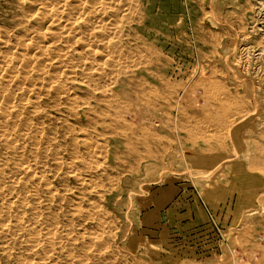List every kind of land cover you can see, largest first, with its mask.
Returning <instances> with one entry per match:
<instances>
[{
    "label": "rangeland",
    "instance_id": "rangeland-1",
    "mask_svg": "<svg viewBox=\"0 0 264 264\" xmlns=\"http://www.w3.org/2000/svg\"><path fill=\"white\" fill-rule=\"evenodd\" d=\"M136 2L137 21L129 30L134 36L131 48L136 49L132 56L146 63V73L139 76L158 97L150 94L147 85L126 91L117 86L109 101L116 102L115 106L128 104L130 108L129 112L121 111L123 121L114 122L116 125L129 120L135 131L154 130L162 139L141 141L136 138L141 135L140 129L128 134L134 136L133 150L124 137L104 133L108 130H103V122H111L107 114H91L92 124L86 123L85 117L74 118L72 112L78 109L69 110L64 94H57L59 98L55 99L37 94L36 88L46 84L45 80H39L41 72L29 71L24 76L28 81L23 90L31 88L29 99H25L40 104L37 113L21 105L10 109L0 102V115L4 109L15 112L12 119L17 117L7 131L15 140L13 146L8 144L7 148L0 141V221L20 218L29 224L41 213L40 218L57 227L54 240L58 239L55 242L59 241L64 250L48 259L44 254L32 256L19 245L4 253L5 258L0 254V264H264V0ZM35 4L36 0H0V56L25 60L43 50L35 38L45 32L35 34L36 30H32ZM5 40L9 41L4 44ZM22 45L32 47V52L28 50L31 54L27 55ZM40 60L47 65L45 57ZM56 72L53 77H58V83H65L64 89L70 87V77L59 72L57 76ZM33 73H38V78ZM60 76L65 78L61 80ZM28 83L36 87L29 88ZM209 86L218 90L216 99L202 96ZM8 91L14 98L19 94L12 87ZM243 102L245 109L236 114L234 108ZM103 109L102 105L95 110ZM0 120L1 125L5 124V119ZM70 126L74 132H69ZM230 128V140L225 139L223 149L186 138L188 132L204 134L205 130L216 134L220 130L222 134ZM142 143L153 149L161 143L164 148L155 160H135L137 152L145 150ZM19 166H24L25 172ZM75 208H81L79 215H65ZM70 220L73 225L68 226Z\"/></svg>",
    "mask_w": 264,
    "mask_h": 264
},
{
    "label": "bare ground",
    "instance_id": "bare-ground-1",
    "mask_svg": "<svg viewBox=\"0 0 264 264\" xmlns=\"http://www.w3.org/2000/svg\"><path fill=\"white\" fill-rule=\"evenodd\" d=\"M37 5L33 7L34 14H33V20L35 21V28L32 30H36V33H41L44 31L43 35H39L35 38L38 40L36 41V44L39 45V47H43L40 51V53L36 51L37 54L33 55L31 58L30 52L33 50L32 47H25L24 45L22 50L28 52L27 53V59L23 60H18V59H13V58H8L5 55L0 56V73H2V79L4 80L1 82L0 80V102L1 104L7 106L8 108H16L17 106L21 105V107L28 108L33 110V112L37 111L39 108V103H34L33 101H27L25 98L30 92V87H36L34 84L33 86H29L30 79L28 83L29 86V91L27 92V89L23 90V87H27V81L24 76H28L29 71H38L39 73L41 72L44 74L43 76H39V80H45L46 84L41 83V86L39 84V88H36L35 91L37 94L44 96L45 98H54L57 96V94H64L65 95V100H67L68 108L69 110H73L76 108L78 109L75 110L72 113H75L73 116L75 119L79 118L82 116L83 118L85 117L86 123L91 122L89 116L91 114L101 116L102 113L106 115V117H110L111 122H103L104 126L102 127L104 130V127L107 128V132H99L102 134L103 132L106 134H110L112 136H119L125 138V142L129 145L130 148L136 147L135 141L129 137L128 134H135V129L134 124L132 122L125 121L121 126L116 125L114 122L118 121H123V117L120 115L122 110H126L127 112L130 111L129 105L128 104H123L122 106H115L112 104V102L109 101L111 98L113 100V88L115 87H121L122 90L125 89H133L137 88L138 86L144 85L146 86L147 89H150L151 93L155 98L158 97L157 93L155 94L154 91L150 88V86L145 82V79L141 76L142 72H145V67L146 63L138 59V61L133 59L132 52L133 50L136 51V49H132L130 44L131 38L133 39V35L130 33L129 30L132 29V26L136 23L137 18H136V7L138 6V3L136 2L137 0H36ZM33 2V1H32ZM3 3V2H2ZM23 3V2H22ZM248 3V2H247ZM10 4V3H9ZM250 4V3H249ZM212 5V4H211ZM27 7V5H26ZM35 8V9H34ZM15 9V8H14ZM212 9V8H211ZM147 12V11H146ZM207 12V11H206ZM212 13V12H210ZM16 14V13H15ZM215 14V13H214ZM29 15V14H28ZM150 15V14H149ZM32 16V15H31ZM16 17V16H14ZM220 17V16H219ZM11 18V17H10ZM13 18V17H12ZM8 19V18H7ZM148 20V19H147ZM17 21V20H16ZM222 21V20H221ZM12 22V21H10ZM177 22V21H176ZM18 25V24H17ZM23 25V24H22ZM27 25V24H26ZM33 25V24H32ZM136 26V25H135ZM228 26V25H227ZM33 27V26H31ZM4 28V27H3ZM138 28V27H137ZM30 31V30H29ZM39 31V32H38ZM25 32V31H24ZM7 33V32H6ZM138 33V32H137ZM143 33V32H142ZM147 33V32H146ZM9 34V32H8ZM22 34V33H21ZM25 34V33H24ZM42 34V33H41ZM139 34V33H138ZM29 34L27 33L26 37ZM25 36V35H24ZM23 36V37H24ZM236 36V35H235ZM2 37V36H1ZM5 37V36H4ZM31 37V36H30ZM29 37V39H31ZM7 38V37H6ZM5 38V39H6ZM8 39V38H7ZM20 39V38H19ZM18 39V40H19ZM22 39V38H21ZM20 39V40H21ZM25 39V38H24ZM28 39V38H27ZM26 39V40H27ZM25 40V41H26ZM9 40H5L3 43L6 44ZM14 41V40H13ZM28 41V40H27ZM17 42V41H16ZM10 43V42H9ZM27 43V42H26ZM29 43V42H28ZM231 43V42H230ZM232 44V43H231ZM37 45V47H38ZM11 46V44H10ZM26 46V45H25ZM17 47V46H16ZM138 47V46H137ZM134 48V46H133ZM4 49V48H3ZM34 49V48H33ZM40 49V48H38ZM247 49V48H246ZM11 50V49H10ZM16 51V50H15ZM138 51V50H137ZM8 52V51H7ZM256 52V51H255ZM20 53V52H19ZM126 53V54H124ZM130 54V56L128 55ZM135 53V52H134ZM141 53V52H140ZM152 53V52H151ZM233 53V52H232ZM148 54V52H147ZM8 55V54H7ZM144 55V54H143ZM160 55V54H159ZM9 56V55H8ZM139 56V55H137ZM155 56V55H154ZM45 57V62L47 61V65H43V61L40 60L41 58ZM145 57V56H144ZM136 58V57H135ZM147 58V57H146ZM145 59V58H143ZM150 59V57H149ZM143 62H141V61ZM153 60V58H152ZM42 61V62H41ZM158 63V62H157ZM49 72L48 71V68ZM47 69V70H46ZM58 69V70H56ZM155 69V68H154ZM45 70V72H43ZM53 71H58L59 74L62 76L66 75L70 77V81L67 80V82H70V87L68 88H63L61 83H58V77L57 79L55 78L56 76L53 77ZM56 72V74L58 73ZM139 73L140 76H139ZM146 73V72H145ZM144 73V74H145ZM195 73V72H194ZM35 74V73H33ZM55 74V75H56ZM221 74V73H220ZM37 75L36 77L38 78V73L35 74ZM199 75V74H198ZM216 75V74H215ZM224 75V74H222ZM33 76V75H32ZM57 76H59L57 74ZM238 76V75H237ZM1 77V75H0ZM36 77L34 80H36ZM43 77V78H42ZM61 77V76H60ZM193 77V76H192ZM226 77V76H225ZM33 78V77H32ZM31 78V79H32ZM62 78L65 77H61ZM145 78V77H144ZM237 78V77H236ZM244 78V77H243ZM1 79V78H0ZM54 79V80H53ZM67 79V78H66ZM127 79V80H126ZM148 79V78H147ZM204 79V78H203ZM38 80V81H39ZM60 80V78H59ZM122 80V81H121ZM33 81V80H31ZM121 81V82H120ZM149 81V80H148ZM237 81V80H236ZM249 81V80H248ZM36 82V81H35ZM65 82V79H64ZM120 82V83H119ZM214 82V81H213ZM218 82V81H217ZM225 82V81H224ZM243 82V81H242ZM4 83V84H3ZM203 83V82H202ZM241 83V82H240ZM37 84V83H36ZM218 84V83H217ZM32 85V84H31ZM68 86V85H66ZM202 86V85H201ZM15 88L17 91L19 90V94L14 98L12 95L13 93H10L9 88ZM196 87V86H195ZM210 89H206L203 91V95L206 98H214L216 99V94L214 88L209 86ZM208 87V88H209ZM214 87V86H213ZM221 87V86H220ZM216 88V87H215ZM219 88V87H218ZM217 88V89H218ZM35 89V88H34ZM220 89V88H219ZM253 89V88H252ZM73 94H70V91ZM154 90V89H153ZM12 91V90H11ZM126 91V90H125ZM190 91V90H189ZM218 91V90H216ZM173 92V91H172ZM193 92V91H192ZM15 93V92H14ZM28 93V94H27ZM30 94H33L30 93ZM125 94V93H124ZM237 94V93H236ZM34 95V94H33ZM63 95V96H64ZM182 95V94H181ZM219 95V94H218ZM217 95V96H218ZM238 95V94H237ZM245 95V94H244ZM38 96V95H36ZM19 97V98H18ZM30 97V96H29ZM58 97V96H57ZM110 97V98H109ZM115 97V96H114ZM230 97V96H229ZM18 98L17 102L16 99ZM28 98V97H27ZM31 98V97H30ZM38 98V97H37ZM59 98V97H58ZM117 98V96H116ZM253 98V97H252ZM29 99V98H28ZM36 99V98H35ZM42 99V98H41ZM55 99V98H54ZM163 99V98H162ZM213 99V101H214ZM248 99V98H247ZM59 100V99H58ZM159 100V99H158ZM166 100V99H165ZM234 100V98H233ZM25 103L23 104L22 102ZM57 101V100H56ZM162 101V100H161ZM209 101V100H208ZM254 101V100H253ZM38 102V101H37ZM121 102V101H120ZM137 102V100H136ZM165 102V101H163ZM218 103V102H216ZM144 104V103H143ZM203 104V103H202ZM103 105V110L102 112L100 110H95L98 106L99 108ZM77 106V107H76ZM45 107V106H44ZM60 107V106H59ZM96 107V108H95ZM137 107V106H136ZM230 107V106H229ZM246 107V104L240 103V105L236 108H234V112L236 114H240ZM2 108V107H1ZM20 109V107H19ZM22 109V108H21ZM80 109V110H79ZM3 113L0 115V118L5 119V124H0V141L3 142L5 145L10 146L13 142L14 139H11L9 134H7V131L9 130V125L11 124V121L16 122L15 119H12L14 117L15 112L11 111H6L4 112V109H2ZM9 110V109H8ZM18 110V109H17ZM30 110V111H31ZM39 110V109H38ZM227 110V109H226ZM255 110V109H254ZM29 111V110H28ZM110 111L113 113L111 114ZM56 112V111H55ZM189 112V111H188ZM225 112V110H224ZM227 112V111H226ZM253 112V111H252ZM28 113V112H27ZM37 113V112H36ZM71 113V111H70ZM39 114V113H38ZM37 114V115H38ZM59 114V113H58ZM206 114V113H205ZM248 114V113H247ZM22 115V114H20ZM71 115V114H70ZM228 115V113H227ZM258 115V114H257ZM25 116V115H24ZM29 116V115H28ZM36 116V115H35ZM48 116V115H47ZM63 116V115H62ZM247 116V115H246ZM191 117V116H190ZM210 117V116H209ZM226 118V115H224ZM234 117V116H233ZM23 118V117H22ZM30 118V117H29ZM44 118V117H43ZM67 118V117H66ZM71 118V117H70ZM82 118V119H83ZM94 118V117H93ZM102 118V117H101ZM224 118V119H225ZM64 119V118H62ZM208 119V118H207ZM211 119V118H210ZM227 119V118H226ZM93 122V119H91ZM103 120V119H102ZM193 120V119H192ZM213 120V119H212ZM216 120V119H215ZM243 120V119H242ZM1 121V120H0ZM30 121V120H29ZM34 121V120H32ZM66 121V120H65ZM99 121V120H98ZM208 121V120H207ZM210 121V120H209ZM224 121V120H223ZM227 121V120H226ZM59 122V121H58ZM91 122V124H92ZM239 122V121H238ZM102 123V122H101ZM100 123V124H101ZM205 123V121H204ZM215 123V122H214ZM15 124V123H14ZM13 124V125H14ZM25 124V123H24ZM27 124V123H26ZM97 124V123H96ZM95 124V125H96ZM12 125V124H11ZM83 125V123H82ZM85 125V124H84ZM235 125V124H234ZM38 126V125H37ZM81 126V124H80ZM87 124L85 125L86 128ZM90 126V125H89ZM88 126V127H89ZM102 126V125H100ZM99 126V127H100ZM150 126V125H149ZM164 126V125H163ZM205 126V125H204ZM224 126V125H223ZM27 127V125L25 126ZM48 127V126H47ZM65 127V126H64ZM63 127V128H64ZM95 127V126H94ZM195 127V126H194ZM207 127V126H206ZM225 127V126H224ZM11 128V127H10ZM16 127H14L15 129ZM23 128V127H22ZM38 128V127H37ZM43 128V127H42ZM69 128V126H68ZM73 128V127H72ZM70 126L69 132L72 129ZM81 128V127H80ZM93 128V127H91ZM209 128V127H208ZM219 128V127H218ZM41 129V128H40ZM76 129V128H75ZM101 129V127H100ZM203 129V128H202ZM213 129V128H212ZM231 129L227 133L222 132V134L216 132H188L187 133V139L191 141H199L204 143L206 146L209 147H217V148H225L226 142L225 139L230 140V132ZM42 130V129H41ZM73 130V129H72ZM86 130V129H85ZM210 130V129H209ZM216 130V128H215ZM14 131V130H13ZM22 131V130H21ZM26 131V129H25ZM31 131V130H30ZM37 131V130H36ZM61 131V130H60ZM68 132V130H66ZM91 131V130H90ZM94 131V130H92ZM184 131V130H183ZM202 131V130H201ZM20 132V130H19ZM18 132V133H19ZM66 132V133H67ZM72 132V131H71ZM74 132V130H73ZM96 132V131H94ZM186 132V131H185ZM40 133V132H39ZM46 133V132H45ZM83 133V132H82ZM87 133V132H86ZM97 133V132H96ZM226 135H224V134ZM37 134V133H35ZM65 134V133H64ZM74 134H78L75 132ZM98 134V133H97ZM125 134L128 135V137H125ZM139 134V133H138ZM55 135V134H54ZM89 135V134H87ZM105 135V134H104ZM109 135V136H110ZM140 135V134H139ZM171 135V134H170ZM170 135L166 136L169 137ZM24 137V136H23ZM53 137V136H51ZM72 137V135H71ZM176 137V136H175ZM22 138V137H21ZM42 138V137H41ZM49 138V137H48ZM89 138V137H88ZM95 138V137H94ZM101 138V136H100ZM137 139H140L141 141H146L147 138H150L154 142L159 139V141L162 139L160 136L156 135V132L153 130V132L146 130V129H141V135L136 136ZM164 138V137H163ZM51 139V138H50ZM55 139V138H53ZM90 139V138H89ZM24 140V139H23ZM77 140V139H75ZM165 140V139H164ZM163 140V141H164ZM184 140V139H183ZM15 141V140H14ZM18 141V140H17ZM42 141V140H41ZM45 141V140H44ZM72 141V138H71ZM81 141V140H80ZM84 141V140H83ZM182 141V140H181ZM36 142V141H35ZM69 142V141H68ZM178 142V141H177ZM188 142V141H187ZM58 143V142H57ZM71 143V142H70ZM73 143V142H72ZM71 143V144H72ZM92 143V142H91ZM167 143V142H165ZM197 143V142H196ZM197 143V144H199ZM232 143V142H231ZM39 144V143H38ZM44 144V143H43ZM75 144V143H74ZM73 144V145H74ZM80 144V143H79ZM89 144V143H87ZM86 144V145H87ZM145 146V150L143 151H138L137 152V157L135 160L139 159H146V158H157L159 155V152L164 148V145L161 143L156 144V148H150V146H147L146 143H142ZM153 144V143H152ZM175 144V143H174ZM33 145H35L33 143ZM37 145V144H36ZM64 145V144H63ZM68 145V143H67ZM72 145V146H73ZM94 145V144H92ZM155 145V144H154ZM4 146V145H3ZM29 146V145H28ZM32 145L30 144V147ZM45 146V145H44ZM55 147V145H52ZM62 146V145H61ZM60 146V147H61ZM76 145H74L75 147ZM90 146V145H88ZM95 146V145H94ZM143 146V147H144ZM180 146V145H179ZM6 147V146H5ZM23 147V146H22ZM42 147V146H41ZM96 147V146H95ZM211 147V148H212ZM9 148V146L7 147ZM11 148V147H10ZM71 148V145H70ZM76 146V150H77ZM82 148V147H81ZM139 148V147H138ZM176 148V147H174ZM205 148V146H204ZM20 149V148H19ZM29 149V148H28ZM35 149L36 148H32ZM41 149V148H38ZM68 149V148H66ZM74 149V148H73ZM72 149V150H73ZM96 149V148H95ZM119 149V148H118ZM123 149V148H122ZM121 149V150H122ZM168 149V148H167ZM12 150V149H11ZM63 150V149H62ZM74 150V151H76ZM92 150V149H91ZM90 150V151H91ZM103 150V149H102ZM141 150V149H140ZM171 150V149H170ZM216 150V149H215ZM13 151V150H12ZM37 151V150H36ZM82 151V150H81ZM123 151V150H122ZM168 151V150H167ZM15 152V151H14ZM13 152V153H14ZM34 152V151H33ZM39 152V151H38ZM40 154L42 155L43 153ZM60 152V151H59ZM69 152V151H68ZM95 152V150H94ZM216 152V151H215ZM36 153V152H35ZM35 153H32L35 154ZM57 153V152H56ZM55 153V155H56ZM79 153V151H78ZM89 153V152H88ZM102 153V152H101ZM170 153V152H169ZM18 154V153H17ZM23 154V153H22ZM21 154V155H22ZM45 154V152H44ZM53 154V153H52ZM68 154V153H67ZM66 154V155H67ZM77 155V151L75 152ZM11 155V154H10ZM13 155V154H12ZM29 155V154H28ZM39 155V154H38ZM50 155V154H49ZM54 155V154H53ZM53 155H50L52 158ZM70 155V153H69ZM73 155V154H71ZM81 155V154H80ZM87 155V154H86ZM90 155V154H88ZM43 156V155H42ZM68 156V155H67ZM16 157V156H15ZM34 157V156H31ZM39 157V156H38ZM41 157V156H40ZM48 157V156H47ZM56 157V156H55ZM54 157V158H55ZM75 159L77 158L76 156ZM45 158V157H44ZM66 158V157H65ZM64 158V159H65ZM83 158V157H82ZM163 158V157H162ZM23 159V158H22ZM36 159V157H35ZM53 159V158H52ZM50 159V160H52ZM58 159V158H57ZM69 159V158H68ZM79 159V158H78ZM94 159V158H93ZM25 160V159H24ZM27 160V159H26ZM25 160V161H26ZM43 160V158H42ZM56 160V159H54ZM59 161L61 159H58ZM56 160V161H58ZM147 160V159H146ZM155 160V159H153ZM160 160V159H159ZM158 160V161H159ZM4 161V160H3ZM17 161V160H16ZM28 161V160H27ZM81 161V159H80ZM83 161V160H82ZM227 161V160H226ZM229 161V160H228ZM94 162V161H93ZM8 163V162H7ZM14 163V162H13ZM17 163V162H16ZM20 163V162H19ZM32 163V162H31ZM38 163V162H37ZM41 163V162H40ZM50 163V162H49ZM60 163V162H59ZM70 163V162H69ZM68 163V164H69ZM89 162H87L88 164ZM56 164V163H55ZM58 164V162H57ZM75 164V163H73ZM72 164V165H73ZM84 164V163H82ZM222 164V163H221ZM3 165V164H2ZM14 165V164H13ZM16 165V164H15ZM61 165V164H60ZM77 165V164H76ZM40 166V165H39ZM56 166V165H55ZM71 166V163H70ZM20 167V166H19ZM22 168L24 166H21ZM20 167V168H21ZM35 167V166H34ZM52 167V166H51ZM59 167V166H58ZM57 167V168H58ZM69 167V166H68ZM74 167V166H73ZM76 167V166H75ZM74 167V168H75ZM82 167V165H81ZM28 168V166H27ZM77 168V167H76ZM75 168V169H76ZM85 168V167H84ZM34 169V168H33ZM72 169V168H70ZM25 169L23 168V171ZM32 169H29L31 171ZM73 170V169H72ZM3 171V170H2ZM1 171V172H2ZM28 171V170H26ZM69 171V170H68ZM74 171V170H73ZM213 171V169H212ZM25 172V171H24ZM37 172V171H36ZM44 172V171H43ZM28 173V172H27ZM32 173V172H31ZM60 173V172H59ZM74 173V172H72ZM81 173V172H80ZM55 174V173H54ZM106 174V173H105ZM208 174V173H207ZM19 175V174H18ZM26 175V174H25ZM33 174H30V176ZM45 175V174H44ZM70 175V174H69ZM8 176V175H7ZM34 176V175H33ZM42 176V175H41ZM104 176V175H103ZM12 177V176H10ZM19 177V176H18ZM29 177V176H28ZM79 177V176H78ZM105 177V176H104ZM107 177V176H106ZM24 178V177H22ZM33 178V177H32ZM74 178V177H73ZM25 179V178H24ZM53 179V178H52ZM79 179V178H78ZM108 179V178H107ZM114 179V178H113ZM18 180V179H17ZM32 180V179H31ZM45 180V179H44ZM43 180V181H44ZM69 180V179H68ZM15 181V180H14ZM13 181V182H14ZM24 181V180H23ZM80 181V180H78ZM9 182V181H8ZM26 182V181H25ZM24 182V183H25ZM107 182V181H106ZM113 182V181H112ZM22 183V182H21ZM46 183V182H45ZM50 183V182H49ZM42 184V183H41ZM103 184V183H102ZM101 184V185H102ZM46 185V184H45ZM62 185V184H61ZM60 185V186H61ZM106 185V184H105ZM11 186V185H10ZM30 186V185H29ZM71 186V185H70ZM104 186V185H103ZM108 186V185H107ZM74 187V186H73ZM101 187V186H99ZM17 188V187H16ZM26 188V187H25ZM11 189V187H10ZM51 189V188H50ZM13 190V189H12ZM49 189H46L48 192ZM5 191V190H4ZM32 191V190H31ZM50 191V190H49ZM57 191V190H56ZM2 192V191H1ZM18 192V191H17ZM22 192V191H21ZM51 192V191H50ZM49 192V193H50ZM55 192V191H54ZM12 193V192H11ZM26 193V190L25 192ZM46 193V192H45ZM63 193V192H62ZM10 194V193H9ZM35 192L33 193V195ZM57 194V193H56ZM71 194V193H70ZM104 194V193H103ZM21 195V194H20ZM47 195V194H46ZM36 196V194H35ZM34 196V197H35ZM51 196V195H49ZM48 196V197H49ZM75 196V195H74ZM21 197V196H20ZM23 197V196H22ZM33 197V196H32ZM38 199V194L36 196ZM59 197V196H58ZM57 197V199H58ZM70 197V196H69ZM99 197V196H98ZM102 197V196H101ZM4 198V197H3ZM49 198H52L49 197ZM103 198V197H102ZM34 199V198H33ZM36 199V200H38ZM45 199V198H44ZM60 199V198H59ZM64 199V198H63ZM7 200V199H6ZM12 200V199H11ZM22 200V199H21ZM56 200V198H55ZM35 201V200H34ZM33 201V202H34ZM39 201V200H38ZM48 201V199H47ZM52 200H50L51 202ZM84 201V200H83ZM130 201V200H129ZM49 202V201H48ZM29 203V202H28ZM35 203V202H34ZM33 203V204H34ZM44 203V201L42 202ZM24 204V202H23ZM37 204V203H35ZM16 205V204H15ZM43 205V204H42ZM40 205V206H42ZM50 205V204H49ZM33 207V206H32ZM36 207V206H34ZM45 207V206H44ZM49 210V207L46 206ZM45 207V208H46ZM57 208V207H56ZM106 208V207H105ZM34 209V208H33ZM43 209V208H42ZM51 209V208H50ZM44 210V209H43ZM88 210V209H87ZM262 210V209H261ZM6 211V210H5ZM35 211V210H34ZM64 211V210H63ZM81 208H75V209H69V212L65 215H79L81 212ZM93 211V210H92ZM104 211V210H103ZM18 212V211H17ZM32 212V210H31ZM38 212H41L38 211ZM48 212V211H47ZM46 212V213H47ZM65 212V211H64ZM45 213V212H44ZM53 215H55L53 212H50ZM92 213V212H91ZM26 214V213H25ZM32 214V213H31ZM30 214V215H31ZM48 214V213H47ZM19 215V214H18ZM34 215V213L32 214ZM52 215V216H53ZM64 215V216H65ZM98 215V214H97ZM17 216V215H16ZM37 216V217H36ZM51 216V217H52ZM103 216V215H102ZM4 217V216H3ZM2 217V219H3ZM21 217V216H20ZM33 217V216H32ZM35 217V218H34ZM34 221L33 223H26L27 219L24 220L26 222H23L22 220L15 219L12 221V219H6L4 218L2 221H0V254L3 255L6 253L9 249L13 250L16 248V246H25L27 252H29L30 255L34 256V254H44L46 255L48 259L52 258L53 254L56 253H61L64 249L60 247L59 241L55 242L58 239H55V232L57 231V227H51L52 223L50 220H45L41 217V213L38 215L36 214L34 216ZM50 217V216H49ZM54 217V216H53ZM66 217V216H65ZM90 217V214H89ZM24 219V218H23ZM30 219V218H28ZM51 219V218H50ZM30 221V220H28ZM32 221V218H31ZM101 221V220H100ZM99 221V222H100ZM51 223V224H50ZM64 223V222H63ZM67 223V222H65ZM101 224V222H100ZM99 224V225H100ZM245 224V222H244ZM69 225H73L71 220L69 221ZM100 228V227H99ZM98 229V228H97ZM73 230V229H72ZM41 231L46 232V237L41 236L42 233ZM85 231V230H84ZM93 233V232H92ZM41 234V235H40ZM100 235V234H99ZM24 236H27V238L24 240ZM102 236V235H101ZM111 236V235H110ZM87 237V236H86ZM96 237V236H94ZM62 239V238H61ZM93 239V236H92ZM99 239V238H98ZM11 240V243L9 242ZM96 240V239H95ZM102 242V241H101ZM105 242V241H103ZM107 242V241H106ZM85 244V243H83ZM88 245V243H87ZM90 245V244H89ZM99 245V244H98ZM100 245H102L100 243ZM22 246V247H23ZM86 246V245H85ZM93 246V245H92ZM88 247V246H87ZM94 247V246H93ZM92 247V248H93ZM103 247V246H101ZM105 248V247H104ZM22 249V248H21ZM19 249V250H21ZM23 249V250H24ZM88 250V248H86ZM98 249V248H97ZM90 250V246H89ZM15 251V250H14ZM66 251V249H65ZM64 251V252H65ZM100 251V250H99ZM25 252V251H24ZM39 252V253H38ZM63 252V253H64ZM87 252V251H86ZM10 255V252H8ZM20 253V252H19ZM66 253V252H65ZM68 253V251H67ZM99 253V252H96ZM13 254V253H11ZM22 254V252H21ZM69 254V253H68ZM27 255V254H26ZM6 256V255H5ZM16 257L15 255H13ZM19 256V255H18ZM37 256V255H36ZM34 257L32 259H35L37 257ZM91 256V255H90ZM5 258V257H4ZM20 258V257H19ZM41 258V257H40ZM39 258V259H40ZM45 258V257H44ZM90 258V257H89ZM21 259V258H20ZM38 259V260H39ZM99 259V257H98ZM1 260V259H0ZM6 260V259H5ZM17 260V259H15ZM43 260V259H42ZM4 261V260H3ZM11 261V260H10ZM19 261V260H18ZM22 261V260H21ZM26 261V260H25ZM37 261V260H36ZM12 262V261H11ZM45 262V261H44ZM20 263V262H19ZM32 263V262H31ZM37 263V262H36ZM57 263V262H56ZM149 263V262H148ZM17 264V263H16ZM30 264V263H29ZM39 264V263H38ZM54 264V263H53Z\"/></svg>",
    "mask_w": 264,
    "mask_h": 264
}]
</instances>
